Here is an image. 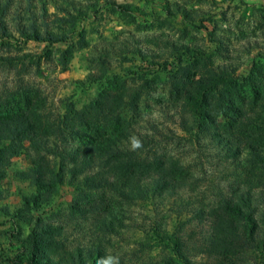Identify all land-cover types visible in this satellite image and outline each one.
Returning a JSON list of instances; mask_svg holds the SVG:
<instances>
[{
	"label": "rangeland",
	"instance_id": "rangeland-1",
	"mask_svg": "<svg viewBox=\"0 0 264 264\" xmlns=\"http://www.w3.org/2000/svg\"><path fill=\"white\" fill-rule=\"evenodd\" d=\"M16 11L26 17L24 24L36 18L41 30L69 37L48 51L46 43L20 38L2 50L19 62L0 69V91L23 89L28 105L40 103L51 119L57 120L71 104L89 122L92 118L91 125L98 121L107 132L125 130L136 139L137 134L155 135L150 124L155 125L150 155L188 163L189 144L175 139L188 134L170 106V88L181 81L188 85L218 66L239 83L235 89L219 88L226 101L238 106L249 95L248 82L263 89V108L248 111L245 121L247 130L253 124L264 127V0H13L6 18ZM135 91V110L126 106L118 114L112 111L116 95ZM15 105L18 111L25 107L14 96L1 106V116L9 108L14 114ZM202 161L206 170L195 172L200 179L196 185L165 197L158 210L153 212L148 203L125 206L122 212L116 206L123 222L107 233L97 220L116 200L102 195L93 204L97 209L89 210L88 202L66 182L54 188L36 185L37 169L24 154L8 158L0 165V264H15L28 251L31 229L44 223L50 225L44 236L49 241L41 245V253L53 264H65L78 252L85 264H91L89 255L97 263L111 255L119 264H264V224L256 215L252 249L218 246L215 219L207 207L233 183L231 173L240 172H230L227 161L215 157ZM180 199L191 204L179 211L175 200ZM200 210L205 212L198 214ZM156 218L159 236L153 233ZM235 225L247 240L250 226L245 230Z\"/></svg>",
	"mask_w": 264,
	"mask_h": 264
},
{
	"label": "trees",
	"instance_id": "trees-1",
	"mask_svg": "<svg viewBox=\"0 0 264 264\" xmlns=\"http://www.w3.org/2000/svg\"><path fill=\"white\" fill-rule=\"evenodd\" d=\"M12 1L0 0V69H12L11 66L19 62V57L10 55L8 50L2 51L9 49L12 41L20 38L22 42L46 43L48 51L53 44L66 42L69 38L64 33L41 30L35 23L36 18L24 24L26 17L20 14L21 11H16L8 20L6 17ZM27 13L32 14V10L27 9ZM44 57L48 58L47 55ZM221 69L213 67L208 75L194 77L188 85L181 81L180 85L170 88L169 94L174 99L170 106L178 115L179 126L188 134V137L176 136L175 139L184 138L189 144L191 159L188 163L170 155L155 152L150 155L147 150L157 135L155 125L150 124L155 135L137 134L135 139L129 131L110 129L107 132L98 126V121L91 125L92 118L89 122L86 115L74 111L71 104L66 105L65 113L55 120L43 113L40 103L30 107L23 89L20 92L6 89L0 91V165H5L12 156L24 154L32 163L34 172L37 169L36 185L46 183L44 186L54 188L66 182L84 202H88L89 210H96L93 204H97L98 197L107 194L109 199L111 197L117 202L113 201L115 207L100 212L102 217L97 224L109 233L114 231V224L123 222L118 213L122 212L120 208L148 203L153 212L158 210L165 197L176 195L184 187L195 186L200 180L194 177L195 172L206 170L203 158L215 157L221 163L222 160L227 161L230 172H240L231 173L236 177L233 183L226 185V191H221L207 207L215 219L218 246L226 250L252 249L251 244L257 238L254 230L258 225L253 216L256 215L264 224V127L253 124L251 130H247L245 114L263 108V102L259 101L263 89L259 90L257 83L248 82L249 95L240 98L238 106L234 105L226 101L218 90L235 89L239 83ZM14 96L22 99L25 107L18 111L15 105L14 114H10L12 109L9 108V114L5 112L1 116L4 112L1 106L6 107L8 99L14 100ZM138 99L136 91L116 95L112 111L118 114L126 106L135 110ZM69 111L73 114L69 115ZM228 111L235 114L230 115ZM134 142H139L140 146L134 148ZM175 202L179 211L191 204L190 200L183 199ZM116 206L120 210L117 211ZM76 208L85 210L79 205ZM204 212L200 210L197 213ZM157 221L156 218L153 233L159 236L161 230ZM234 223L245 230L250 226L247 240ZM48 229L50 225L46 223L31 229L27 238L28 251L17 258L15 264H53L40 248L49 241L44 237ZM88 260L91 264H98L92 255ZM65 264H85V260L78 252L70 255Z\"/></svg>",
	"mask_w": 264,
	"mask_h": 264
},
{
	"label": "clouds",
	"instance_id": "clouds-1",
	"mask_svg": "<svg viewBox=\"0 0 264 264\" xmlns=\"http://www.w3.org/2000/svg\"><path fill=\"white\" fill-rule=\"evenodd\" d=\"M139 142H134L133 147L138 148ZM98 264H119V258L116 256H107L106 258H103L101 261L98 262Z\"/></svg>",
	"mask_w": 264,
	"mask_h": 264
}]
</instances>
